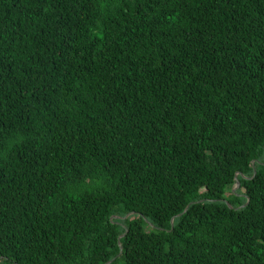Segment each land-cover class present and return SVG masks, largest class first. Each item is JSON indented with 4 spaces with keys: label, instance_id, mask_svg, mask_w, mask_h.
<instances>
[{
    "label": "trees",
    "instance_id": "1",
    "mask_svg": "<svg viewBox=\"0 0 264 264\" xmlns=\"http://www.w3.org/2000/svg\"><path fill=\"white\" fill-rule=\"evenodd\" d=\"M0 264H264V0H0Z\"/></svg>",
    "mask_w": 264,
    "mask_h": 264
},
{
    "label": "water",
    "instance_id": "2",
    "mask_svg": "<svg viewBox=\"0 0 264 264\" xmlns=\"http://www.w3.org/2000/svg\"><path fill=\"white\" fill-rule=\"evenodd\" d=\"M239 173H241V172H237L236 175H235V178H236V184L233 186V190H234V191H236L237 188H239V186L241 185V181H240V179L238 178ZM227 203H228V205H229L230 207H233L232 204H231L230 202H227ZM187 208H188V206L186 207L185 210H187ZM237 208H238V207H237ZM127 216H128V214L125 215V216H123V217L125 218V217H127ZM114 217L121 218L122 216L114 215ZM123 235H124V234H122L121 236H123ZM121 236H120V237H121ZM120 245H121V244H120Z\"/></svg>",
    "mask_w": 264,
    "mask_h": 264
}]
</instances>
